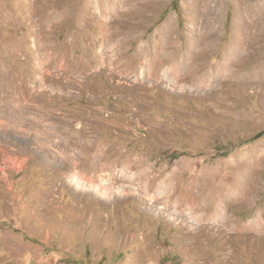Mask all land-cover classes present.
Instances as JSON below:
<instances>
[{
	"label": "rangeland",
	"instance_id": "1",
	"mask_svg": "<svg viewBox=\"0 0 264 264\" xmlns=\"http://www.w3.org/2000/svg\"><path fill=\"white\" fill-rule=\"evenodd\" d=\"M0 264H264V0H0Z\"/></svg>",
	"mask_w": 264,
	"mask_h": 264
},
{
	"label": "bare ground",
	"instance_id": "2",
	"mask_svg": "<svg viewBox=\"0 0 264 264\" xmlns=\"http://www.w3.org/2000/svg\"><path fill=\"white\" fill-rule=\"evenodd\" d=\"M91 1V0H90ZM112 1V0H111ZM115 2V1H114ZM118 2V1H117ZM121 2V1H120ZM86 6V11L87 12H89L90 14H92L93 16H95V12H96V10H95V8L94 7H92L90 4H91V2L89 3H84ZM102 4V3H101ZM114 4V3H113ZM118 4V3H117ZM120 4V3H119ZM92 5H93V3H92ZM116 9V8H115ZM117 12V11H116ZM113 14H115V13H113ZM97 15V14H96Z\"/></svg>",
	"mask_w": 264,
	"mask_h": 264
}]
</instances>
